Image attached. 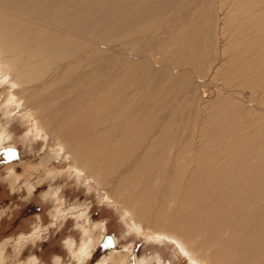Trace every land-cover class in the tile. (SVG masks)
I'll return each mask as SVG.
<instances>
[{"label":"bare ground","instance_id":"bare-ground-1","mask_svg":"<svg viewBox=\"0 0 264 264\" xmlns=\"http://www.w3.org/2000/svg\"><path fill=\"white\" fill-rule=\"evenodd\" d=\"M0 81L130 230L264 264V0H0ZM77 216L85 264L106 227Z\"/></svg>","mask_w":264,"mask_h":264},{"label":"rangeland","instance_id":"rangeland-1","mask_svg":"<svg viewBox=\"0 0 264 264\" xmlns=\"http://www.w3.org/2000/svg\"><path fill=\"white\" fill-rule=\"evenodd\" d=\"M12 91L0 83V128L7 134L0 148V264H31L34 259L37 264H77L69 247L74 243L76 252L85 239L79 213L82 221L106 227L100 237L88 239L93 242L85 264H99L110 251L128 247L136 264H190L170 241L154 242L152 233L130 230L123 209L90 179L77 175L59 145L47 143L33 114L12 101ZM65 211L73 215L66 218Z\"/></svg>","mask_w":264,"mask_h":264}]
</instances>
